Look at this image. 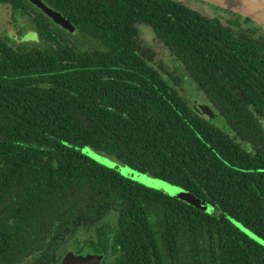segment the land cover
<instances>
[{
  "label": "trees",
  "instance_id": "obj_1",
  "mask_svg": "<svg viewBox=\"0 0 264 264\" xmlns=\"http://www.w3.org/2000/svg\"><path fill=\"white\" fill-rule=\"evenodd\" d=\"M43 2L74 29L29 0H0L42 42L0 33V264H60L70 247L102 264H264V26L210 3L229 24L180 0ZM196 89L220 121L191 104ZM87 147L222 213L132 180Z\"/></svg>",
  "mask_w": 264,
  "mask_h": 264
},
{
  "label": "rangeland",
  "instance_id": "obj_2",
  "mask_svg": "<svg viewBox=\"0 0 264 264\" xmlns=\"http://www.w3.org/2000/svg\"><path fill=\"white\" fill-rule=\"evenodd\" d=\"M190 7L201 11L203 14L212 16L219 15L224 24H229L232 20V15L229 13L217 10L207 2L199 0H180ZM139 37L143 44L149 45L156 52L157 62H166L167 60V49L160 42L151 27L139 24ZM0 33L5 34L12 38V40L18 44H30V45H41V40L38 39L37 30L33 23L26 16H22L19 13H14L12 7L7 4H0ZM188 86V83H185ZM188 98L191 100V104L195 103L194 106H208L211 108L209 100L206 98L203 92L199 90H191L188 92ZM206 114V113H204ZM208 115V113L206 114ZM209 116V115H208ZM216 116V114H215ZM211 117V116H210ZM214 120L220 121L218 117H213ZM221 123V122H220ZM87 155L94 158L99 163L106 165L120 174L135 180L147 187L159 190L171 197H174L182 202L200 209L204 212L220 215L222 213L219 207L212 205L211 203L193 195L188 190L158 179L150 174L141 173L123 163L118 157L110 154H106L100 151H96L92 148H84ZM71 251L78 254V249L70 247ZM91 247L83 249L82 255L92 253ZM114 257H109L106 262H113ZM26 263V262H25ZM24 264V262L22 263Z\"/></svg>",
  "mask_w": 264,
  "mask_h": 264
},
{
  "label": "water",
  "instance_id": "obj_3",
  "mask_svg": "<svg viewBox=\"0 0 264 264\" xmlns=\"http://www.w3.org/2000/svg\"><path fill=\"white\" fill-rule=\"evenodd\" d=\"M31 3L40 8L45 14L52 18V20L62 27L73 30L74 27L70 21L65 18L60 12L52 9L43 0H29ZM227 9L229 11L238 13L244 17L264 26V0H202ZM197 109L202 113H208L211 117H216L213 110L208 106H200ZM103 255L96 253H89L86 255L75 254L73 251H68L60 264H102Z\"/></svg>",
  "mask_w": 264,
  "mask_h": 264
}]
</instances>
